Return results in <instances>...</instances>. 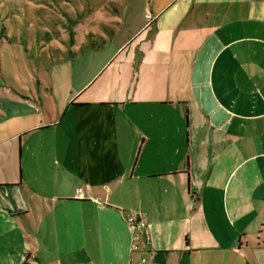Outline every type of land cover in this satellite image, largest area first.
<instances>
[{"label":"crops","instance_id":"0c3cea01","mask_svg":"<svg viewBox=\"0 0 264 264\" xmlns=\"http://www.w3.org/2000/svg\"><path fill=\"white\" fill-rule=\"evenodd\" d=\"M121 8L57 117L0 76V264H264V0Z\"/></svg>","mask_w":264,"mask_h":264},{"label":"rangeland","instance_id":"374dc122","mask_svg":"<svg viewBox=\"0 0 264 264\" xmlns=\"http://www.w3.org/2000/svg\"><path fill=\"white\" fill-rule=\"evenodd\" d=\"M122 3L0 0V76L5 86L44 99V107L57 117L62 99L91 67L98 52L94 46L116 30Z\"/></svg>","mask_w":264,"mask_h":264},{"label":"built area","instance_id":"2783aa9c","mask_svg":"<svg viewBox=\"0 0 264 264\" xmlns=\"http://www.w3.org/2000/svg\"><path fill=\"white\" fill-rule=\"evenodd\" d=\"M127 220L132 228L145 227L147 224L146 221L140 216L130 215L127 217ZM137 237L138 236L136 235V238Z\"/></svg>","mask_w":264,"mask_h":264}]
</instances>
